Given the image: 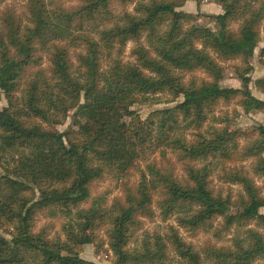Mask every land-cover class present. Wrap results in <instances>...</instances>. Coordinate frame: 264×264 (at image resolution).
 Instances as JSON below:
<instances>
[{"label": "trees", "instance_id": "16d2710c", "mask_svg": "<svg viewBox=\"0 0 264 264\" xmlns=\"http://www.w3.org/2000/svg\"><path fill=\"white\" fill-rule=\"evenodd\" d=\"M183 1L79 0L65 8L58 0H26L23 19L0 12L6 100L0 109V230L7 236L0 235V264H94L77 248L96 242L101 227L113 264H264V126L230 131L228 119L214 115L220 102L237 97L244 109H264V100L245 89L218 83L219 62L231 59L242 63L235 70L248 82L264 0H210L222 9L216 31L176 11ZM116 2L135 4L131 12L113 14ZM234 21L235 31L229 28ZM128 42L134 43L132 61L122 59ZM44 54L48 70L41 68ZM196 71L210 81L197 80ZM257 83L264 87V77ZM156 94L181 101L141 120L131 107ZM70 111L73 127L58 131ZM210 119L222 124L205 128ZM156 154L161 161L171 154L184 176L163 169L152 159ZM247 160L254 161L251 175L236 167ZM132 172L138 182L122 202L107 205L91 196L90 185L104 174L118 179ZM213 174L242 192L234 199L213 192ZM154 205L163 221L179 213L175 222L186 231L209 228L221 217L223 230L237 225L242 232L231 248L207 247L202 255L171 226L165 235L144 232L131 245L142 220L154 217ZM42 211L64 219V241L32 231Z\"/></svg>", "mask_w": 264, "mask_h": 264}, {"label": "rangeland", "instance_id": "374dc122", "mask_svg": "<svg viewBox=\"0 0 264 264\" xmlns=\"http://www.w3.org/2000/svg\"><path fill=\"white\" fill-rule=\"evenodd\" d=\"M59 3L65 8L75 7L80 4L79 0H58ZM135 3H113L112 12L113 14H119L122 11L131 12L133 10ZM8 9L16 13L19 18L23 19L26 13V0H0V12ZM176 11L183 12L192 16L191 21L194 25L200 27H206L212 31L218 29V25L215 22V16L222 13L221 6L210 0H184L182 5L176 8ZM239 22H231L229 28L233 31L237 29ZM134 43L128 42L124 49H122V59L125 61H132L131 49ZM264 48V20L261 21L259 28V42L255 47L252 56L248 59L249 65L252 70L245 73L244 76L247 77L248 82L244 84L242 79L238 76L235 68L243 67L242 63L235 59L222 60L219 62L221 68L223 69V74L219 80V86L221 88H235L246 90L253 98L264 100V87L260 86L257 81L264 77V56H261L260 50ZM70 58L73 64L76 66L78 64L74 50L70 51ZM41 68L48 70L49 61L48 56L44 54L42 56ZM197 80L204 82L210 81V78L203 72H194ZM192 74V73H191ZM188 73L185 79H188L191 75ZM241 98L237 97L228 103H221L215 108L214 115L219 117V119H228L229 130H241L244 132H249L252 128L263 125L264 126V109L256 110L253 108L244 109L241 102ZM181 101V97L176 100L170 98L168 95L156 94L147 98V100L137 103L131 107V109L140 117L141 120H145L149 113L158 109H164L171 107L176 104V102ZM6 106V100L2 93H0V109ZM211 120L206 122L205 128L209 125L219 127L221 123ZM74 115L73 111L68 113V118L65 123L61 126H57L58 131H64L68 128L73 127ZM212 122V124H210ZM245 134V133H244ZM249 139L252 135L249 134ZM248 138L240 139L238 142L239 147H243L248 142ZM152 158L158 165H162L163 169L169 168L172 173L178 177L182 178L184 176V171L179 162H177L171 154H167L166 160L161 161L158 155H154ZM264 158V153L262 154ZM159 159V160H158ZM254 161L247 160L245 162L237 163L236 167H243L250 174L251 165ZM144 163L141 162V168L143 169ZM0 174H4V171L0 169ZM251 175V174H250ZM136 181L138 182V172H132L123 178L116 179L110 174H104L100 179L94 181L90 185V192L92 197H102L103 201L110 205L114 200L121 201L124 198L126 191L133 190L136 187ZM256 185H262V179L255 178ZM210 187L213 192L221 191L222 195L225 196L227 193L231 194L234 199L238 194L242 192L239 185H232L223 183L213 174L210 178ZM155 214L152 219H143L142 227L138 230L131 238V245H135L137 241L142 239L144 232L148 235L153 233H159L165 235L168 233V226L176 229L179 236L188 244H190L196 251L201 255L203 254V249L207 247L213 248H231L232 247V237L242 232V229L237 228V225L232 226L229 230L225 231L222 228L223 219L217 217L211 221L209 228H201L195 231H186L177 226L174 217L179 213H175L163 221L159 215L156 206L154 205ZM233 211V209H232ZM259 212L264 215V207L259 209ZM66 221V220H65ZM64 223V219L56 215L55 217H49L46 211L39 212L34 217L32 231L34 233L39 231H44L47 238L59 239L64 241L65 235L62 232L61 225ZM10 224L7 223V227ZM251 223L248 227H253ZM105 227L98 228L95 233L96 242L90 244H84L77 248V253L80 258L90 261L94 264H113L112 254L108 249L107 236L104 231ZM262 231V230H259ZM0 235L7 237L2 230H0ZM244 236V235H243ZM173 256V253H171ZM203 257V256H202ZM254 264H262V261H256Z\"/></svg>", "mask_w": 264, "mask_h": 264}]
</instances>
